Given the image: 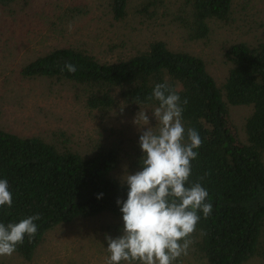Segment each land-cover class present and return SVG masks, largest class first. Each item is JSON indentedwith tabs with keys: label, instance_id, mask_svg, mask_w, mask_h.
<instances>
[{
	"label": "trees",
	"instance_id": "1",
	"mask_svg": "<svg viewBox=\"0 0 264 264\" xmlns=\"http://www.w3.org/2000/svg\"><path fill=\"white\" fill-rule=\"evenodd\" d=\"M19 0H0L9 8ZM182 1V0H181ZM129 0H109L115 21L127 16ZM235 0H185L168 7L169 0H142L135 13L142 18L175 26L190 42L208 41L212 25H227ZM84 5L70 6L65 19L85 15ZM164 13V14H163ZM165 25L161 23L160 26ZM113 61L101 60L84 45L52 49L21 67L24 80H45L51 89L68 87L89 115L104 127L81 142L66 132L51 137H22L0 129V179H7L13 205L0 207V222H19L31 215L38 231L29 243L13 254L30 262L48 232L103 219L105 234L116 238L123 227L117 199L126 200L128 187L122 171L140 170L143 155L139 146L142 131L116 127L115 121L135 119L146 110L150 126L158 128L149 101L157 83H168L181 97L185 129L198 131L202 146L191 161L190 183L200 182L208 191L213 209L200 220L191 235L187 255L176 261L204 264H245L257 258L264 264V39L254 43H230L224 57L226 76L217 83L198 56L171 50L162 40L143 47L136 45ZM66 63L77 66L75 73L61 71ZM57 91V90H55ZM247 106L243 137L229 118V107ZM115 123V125L113 124ZM48 138V139H46ZM101 198H97L99 194Z\"/></svg>",
	"mask_w": 264,
	"mask_h": 264
},
{
	"label": "rangeland",
	"instance_id": "2",
	"mask_svg": "<svg viewBox=\"0 0 264 264\" xmlns=\"http://www.w3.org/2000/svg\"><path fill=\"white\" fill-rule=\"evenodd\" d=\"M141 1L129 0L122 21L113 19L109 0H19L10 9L0 7V129L22 137L49 138L61 130L73 142H81L104 127L88 114L69 86L50 92L47 81H28L20 76L23 65L52 49L84 45L101 60L113 61L135 45L143 47L162 40L171 50L200 57L215 81L221 83L228 70L226 47L232 42L264 39V0H235L231 21L223 27L213 24L209 40L200 42L185 40L182 31L162 21L163 15L158 20L139 17L135 8ZM183 1L169 0L168 7L176 8ZM74 5H84L87 12L67 21L65 11ZM250 112L247 106L229 107L230 121L241 137L243 119ZM115 123L116 127L129 126L134 135L146 130L128 117ZM122 173L125 178L129 174L125 170ZM103 221L58 226L46 234L30 262L12 255L0 257V264H105L109 255L103 243ZM179 264L204 263L185 259ZM245 264L261 261L254 258Z\"/></svg>",
	"mask_w": 264,
	"mask_h": 264
},
{
	"label": "clouds",
	"instance_id": "3",
	"mask_svg": "<svg viewBox=\"0 0 264 264\" xmlns=\"http://www.w3.org/2000/svg\"><path fill=\"white\" fill-rule=\"evenodd\" d=\"M69 30L72 26L69 25ZM75 73L77 66L66 63L61 71ZM149 101L158 106L152 110L158 128L150 126L146 110L139 111L134 123L142 130L139 146L142 150L140 170L126 174L123 182L128 187L127 199H117L122 205L121 235L113 238L105 234L110 254L105 264H176L187 255L190 237L200 220L207 218L213 205L209 193L200 182L190 183L191 161L198 156L202 139L195 129H185L182 119L188 100L168 83H157ZM102 193L97 197H102ZM13 205L7 179H0V207ZM31 215L17 222H0V257H11L23 245L34 239L40 220Z\"/></svg>",
	"mask_w": 264,
	"mask_h": 264
}]
</instances>
